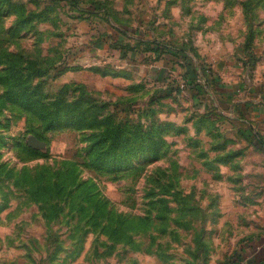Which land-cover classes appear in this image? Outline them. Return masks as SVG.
I'll use <instances>...</instances> for the list:
<instances>
[{"label":"rangeland","instance_id":"obj_1","mask_svg":"<svg viewBox=\"0 0 264 264\" xmlns=\"http://www.w3.org/2000/svg\"><path fill=\"white\" fill-rule=\"evenodd\" d=\"M123 2L0 0V264H254L264 115L204 53L264 0Z\"/></svg>","mask_w":264,"mask_h":264},{"label":"crops","instance_id":"obj_2","mask_svg":"<svg viewBox=\"0 0 264 264\" xmlns=\"http://www.w3.org/2000/svg\"><path fill=\"white\" fill-rule=\"evenodd\" d=\"M99 1L107 2L109 5H112V2L117 5L121 3L116 20H123L122 11L126 7L123 0ZM217 41L218 45H205L208 51L204 53L210 65L209 83L210 88L213 89L211 97L217 101L222 111L232 110L241 116L248 115L254 121L262 118L264 115V21L257 25L254 33H249L247 39L244 30L237 29L235 32L218 35ZM215 50L218 52L216 53ZM254 244H248L246 259L249 258L254 264H264V238ZM257 250L260 256L256 253Z\"/></svg>","mask_w":264,"mask_h":264}]
</instances>
